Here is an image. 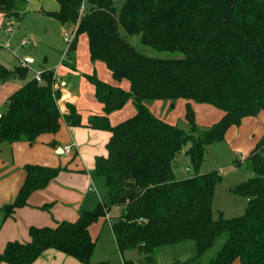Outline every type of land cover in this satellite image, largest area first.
I'll use <instances>...</instances> for the list:
<instances>
[{
    "label": "trees",
    "instance_id": "1",
    "mask_svg": "<svg viewBox=\"0 0 264 264\" xmlns=\"http://www.w3.org/2000/svg\"><path fill=\"white\" fill-rule=\"evenodd\" d=\"M19 0H0V14L10 23L22 19ZM51 13L73 28L67 53L87 35L92 62H102L117 82L110 85L96 74L88 75L95 97L105 114L87 122L74 104L62 114L61 92L52 71L42 81L28 80L30 68L7 69L0 78L25 83L6 100L0 115V140L33 144L44 134H56L61 121L71 127L108 131L107 156L95 159V171L105 180L106 193L94 209H82L75 221H56L54 227L31 226L28 241L13 240L0 254V264H33L54 249L81 264L93 261L96 241L90 227L101 219L110 222L123 264H155L163 247L194 241L198 264L222 234V249L210 264H264V137L245 160L252 174L229 189L247 201L242 215L218 218L213 213L218 171L200 173L207 147L225 139L233 126L264 113V0H56ZM140 36L143 45L179 53L175 58H153L130 43ZM133 99L136 113L117 124L110 115ZM186 101L189 129H180L157 117L148 107L153 100ZM211 105L223 112L208 127L196 120L193 104ZM184 151L193 174L179 178V155ZM235 166L241 161L235 160ZM178 168V169H177ZM27 176L7 216L28 205L32 193L46 188L67 166L26 165ZM84 172L83 170H79ZM53 203L41 209L50 210ZM119 214H112L113 210ZM142 220V221H139ZM135 251L137 260L125 258Z\"/></svg>",
    "mask_w": 264,
    "mask_h": 264
},
{
    "label": "rangeland",
    "instance_id": "2",
    "mask_svg": "<svg viewBox=\"0 0 264 264\" xmlns=\"http://www.w3.org/2000/svg\"><path fill=\"white\" fill-rule=\"evenodd\" d=\"M122 3L121 0L118 3V7H121ZM17 7L22 19L19 21L13 20L11 30L2 31L0 45L4 49L2 48L0 57L7 60L10 59V55L18 56L20 59L30 56L34 61L31 64L32 69L30 70V74L41 71H52L60 78L66 80L69 78L68 63L72 61L75 70L71 72V77L77 79L75 87L80 99L78 111L82 114L83 119L84 117L86 119L89 111L100 110L101 106L94 99H92V104L90 105V99L92 95L94 97V93L92 86L84 74L90 75L95 72L94 74L100 80L110 85H114L115 80L112 79L110 71L106 66L102 64L93 65L88 53L86 35L82 34L80 36L77 50L74 53L66 55L69 46L66 34L71 35L73 28H68L51 15V13L59 9L56 0H19ZM129 40L141 53L149 57L175 58L181 56L179 53L158 51L147 47L141 43L140 36H133ZM7 45L10 46L9 50L6 48L8 47ZM126 82L124 81L119 86L129 91L130 87ZM6 86H10V84H6ZM147 104L150 110L162 120L175 124L180 129L186 131L189 129L185 118L186 101L184 99L175 101L153 100L147 102ZM2 107H4V103L1 104L0 109ZM135 109V103L133 99H130L120 111V114H122L121 119L132 117ZM201 111H203V107H199L198 111L202 124L201 127L211 126L222 118H219L221 111L215 109L218 117L214 122H210V119H206V116L202 115ZM212 119H215V117ZM251 124L253 131L251 130L249 133L244 132L243 139L236 140V135L233 138L226 135L223 141L215 142L207 147L205 161L200 168V172L218 171L222 176V181L216 186L213 197V213L215 218H218L220 213L225 217L242 215L247 207L246 199L232 194L229 192V189L247 180L252 175L247 168L245 160L251 148L253 149L254 145L264 137V113H261L257 119H251ZM77 130H79V135L76 138V144L74 143L69 152H65L64 165L71 167L79 165L84 173L86 171V173L92 175L95 185L92 194L96 198L99 194V197L102 198L106 193V185L104 178L97 175L95 171L96 155L94 154V148L98 147V149L103 148L105 150L106 141L104 136L107 137V133L102 132L99 138H86L82 132L89 131L88 129L77 128ZM246 142L248 145L244 144ZM235 160H240L241 165L235 166ZM186 167H190V164L188 157L185 156L183 151L179 155V169L177 168L179 178L188 177L193 174V171L190 169L187 171ZM119 212L120 210L117 209L110 215L119 214ZM97 231L95 239L97 243L93 255L94 261L106 262L107 264H123L109 222L102 223L101 229H96ZM227 238L228 235L226 233L219 236L215 240L214 245L203 254L198 264H210L211 259L222 249ZM196 256L197 249L195 242L190 240L161 248L155 255V264H194V262H187L193 260ZM125 257L128 258L127 252L125 253ZM178 257L181 259L179 263L176 262Z\"/></svg>",
    "mask_w": 264,
    "mask_h": 264
},
{
    "label": "crops",
    "instance_id": "3",
    "mask_svg": "<svg viewBox=\"0 0 264 264\" xmlns=\"http://www.w3.org/2000/svg\"><path fill=\"white\" fill-rule=\"evenodd\" d=\"M5 22L10 23V21L6 19L4 14H0V35L3 30H8V31L11 30V25L13 22L10 25H5ZM87 44H88V38H87ZM2 48L4 49V47L0 45V53L2 52ZM6 48H8L7 50H9L10 46ZM88 53H89V49H88ZM68 54L69 53H66V55ZM28 57L31 58L30 56H26L24 59H20L18 56L10 55V59L5 60L0 57V64L6 67L7 69H13L15 66H28L31 70L32 69L31 64L34 61L33 59L31 62L27 61L26 58ZM92 63L94 66L97 64H102L105 66V64L102 62H92ZM73 64L74 63L72 61L68 63L69 78L67 80L60 78L54 72L56 79L55 87L59 89L61 92V97L58 101V105L62 114H64L67 111L66 105L68 103L74 104L76 108H78L80 102L75 87L77 79L71 77V72L75 70ZM94 73L95 72H93L90 75H93ZM35 74L36 73L30 74L29 72L27 79L30 80L34 78ZM84 75L86 76L87 81L90 83V81L88 80L89 74L88 75L84 74ZM110 75L113 79L111 72ZM124 81L122 82L115 81L114 85L115 86L122 85ZM24 83L25 81L23 80H18V79L6 80L0 78V106L3 103L5 106L6 100L9 98V96L12 93H14L16 90H18L20 87H22ZM126 83L130 87V83L128 81ZM6 84H10V86H6ZM90 85L92 86L94 93V97L93 95L92 96L90 95L91 96L90 105L92 104V99H94L96 103H98L101 106V109L89 111L86 115L87 116L86 119L85 117L83 119V122L85 123L91 116H95V115L102 116L105 114L103 106L97 101L95 97L93 85L91 83ZM199 107H203V111H201V114L205 115L206 119H210V122L212 121L214 122L218 117V114L215 112V109L217 108H215L214 106L194 103L193 108L196 113V120L200 126L202 124L198 113ZM3 109L4 107L0 109V114L3 112ZM120 111L121 109L113 112L110 115V121L113 125L125 120L126 117L121 119L122 114H120ZM135 113H136V109H135ZM260 115L261 114H259L257 117H259ZM213 116L215 117V119H212L214 118ZM222 116H223V112L221 111L219 118H221ZM257 117L248 118L245 121H243V123L240 126L231 127L226 133V135L232 138L233 136L236 135L237 136V138H235L236 140L243 139L244 132L249 133L251 130L253 131L251 119L254 118L257 119ZM77 128H84L90 131V132L89 131L82 132L86 136V138H99L100 135H102V132L107 133V137L104 136V139L106 141L105 150L103 148L98 149V147L94 148V154L96 155L95 159L96 157L99 156H107L106 145L110 139V133L108 131L95 130L83 126L71 127L67 125L64 120L61 121V127L58 133L44 134L40 136L33 144H30L27 141L11 143L9 141L0 140V254L3 253L6 244L9 241H13V240L28 241L30 239L29 228L31 226L54 227L56 225V221H75L80 216L82 209H94L99 203L101 199V197H99V194L97 198L92 194V192L95 189L94 178L92 177V175L86 173V171L85 173L80 172L79 170L82 169L80 168L79 165H74L73 167L67 166L68 170L62 171L59 174V176L55 180L51 181L46 188L32 193L31 196L29 197L28 205L16 209L15 212H13L10 216H7L5 212V207L14 202L23 183L26 180V176H27L25 170L26 165L32 164V165H40L47 167L65 166L64 148L68 145L73 146L74 143L76 144V138L79 135L78 132L79 130H77ZM234 129L236 130L234 131ZM244 144L248 145L247 142ZM48 203H53V206L49 211L40 208L44 204H48ZM106 221L108 220L103 218L90 227V234L93 240L96 239L98 233V231L96 232V229L97 230L101 229L102 223H105ZM109 226L111 229L110 222H109ZM127 254H128V258L125 257L126 259H131V260L138 259V255L136 254L135 251L127 252ZM93 261H94V257H93ZM180 261L181 259L178 257L176 259V262L179 263ZM122 262H123V258H122ZM2 264H7V263H2ZM33 264H81V263L77 259L68 256L62 252L56 251L54 249H49L45 251ZM233 264H240L239 259L235 260Z\"/></svg>",
    "mask_w": 264,
    "mask_h": 264
},
{
    "label": "built area",
    "instance_id": "4",
    "mask_svg": "<svg viewBox=\"0 0 264 264\" xmlns=\"http://www.w3.org/2000/svg\"><path fill=\"white\" fill-rule=\"evenodd\" d=\"M66 39L68 41V43H70L71 39H72V34H66ZM35 79L38 81V82H41L42 81V72H36L35 74ZM72 145H68L64 148V152H69L71 149H72ZM139 221H142V220H139Z\"/></svg>",
    "mask_w": 264,
    "mask_h": 264
},
{
    "label": "water",
    "instance_id": "5",
    "mask_svg": "<svg viewBox=\"0 0 264 264\" xmlns=\"http://www.w3.org/2000/svg\"><path fill=\"white\" fill-rule=\"evenodd\" d=\"M26 60L31 62V61H32V58H29V57H28V58H26ZM0 115H1V114H0Z\"/></svg>",
    "mask_w": 264,
    "mask_h": 264
}]
</instances>
